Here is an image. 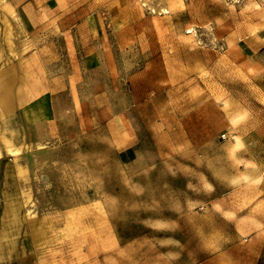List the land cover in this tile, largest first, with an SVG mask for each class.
<instances>
[{"label": "rangeland", "instance_id": "obj_1", "mask_svg": "<svg viewBox=\"0 0 264 264\" xmlns=\"http://www.w3.org/2000/svg\"><path fill=\"white\" fill-rule=\"evenodd\" d=\"M247 2L60 0L32 27L0 0V264H264V51L221 37Z\"/></svg>", "mask_w": 264, "mask_h": 264}, {"label": "crops", "instance_id": "obj_2", "mask_svg": "<svg viewBox=\"0 0 264 264\" xmlns=\"http://www.w3.org/2000/svg\"><path fill=\"white\" fill-rule=\"evenodd\" d=\"M21 12L28 24L37 26L40 21L52 19L59 13L60 0H21ZM254 3L257 2L254 0ZM254 3L233 6L236 16L225 20L226 30L221 37L224 43L231 42L243 55H256L264 51V5ZM260 6H262L260 8ZM242 14V15H241Z\"/></svg>", "mask_w": 264, "mask_h": 264}, {"label": "bare ground", "instance_id": "obj_3", "mask_svg": "<svg viewBox=\"0 0 264 264\" xmlns=\"http://www.w3.org/2000/svg\"><path fill=\"white\" fill-rule=\"evenodd\" d=\"M189 32L191 31H188L187 33ZM5 77H3L0 74V110L2 111L9 110L14 104L13 103V97H14L13 96V84L16 82V78L14 77L12 78L11 77L5 78ZM19 95H20V92H19ZM238 143H239L238 141L235 142L236 145H239ZM6 151L7 153L13 154L16 156H17L16 153L20 152L19 148L12 147L11 142H8V141L6 142ZM14 212H15L14 215L17 216V219L13 222V225L15 226V230L19 231L21 228V226H19L21 225V223H19L20 217H18L19 214H17V209H14Z\"/></svg>", "mask_w": 264, "mask_h": 264}, {"label": "built area", "instance_id": "obj_4", "mask_svg": "<svg viewBox=\"0 0 264 264\" xmlns=\"http://www.w3.org/2000/svg\"><path fill=\"white\" fill-rule=\"evenodd\" d=\"M233 4H243L249 0H229Z\"/></svg>", "mask_w": 264, "mask_h": 264}]
</instances>
